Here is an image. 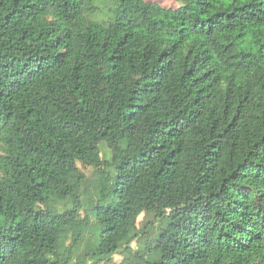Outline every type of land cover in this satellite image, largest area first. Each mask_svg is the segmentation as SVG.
Returning a JSON list of instances; mask_svg holds the SVG:
<instances>
[{"label":"trees","instance_id":"16d2710c","mask_svg":"<svg viewBox=\"0 0 264 264\" xmlns=\"http://www.w3.org/2000/svg\"><path fill=\"white\" fill-rule=\"evenodd\" d=\"M180 1L0 0V264H264V0Z\"/></svg>","mask_w":264,"mask_h":264},{"label":"rangeland","instance_id":"374dc122","mask_svg":"<svg viewBox=\"0 0 264 264\" xmlns=\"http://www.w3.org/2000/svg\"><path fill=\"white\" fill-rule=\"evenodd\" d=\"M149 1H154V2H158L160 4H162L163 6H167V7H179L181 5V1L180 0H149ZM101 148H102V152L105 158L109 159L110 158V152L108 151V148L105 144V142L101 143ZM81 168L88 174L91 175L93 168L91 167H86L83 164H80ZM74 179L70 178V183L71 185H73ZM148 206H150V208L153 210V213H151L150 215L147 216V219L151 220V221H155V224L159 222L158 218L156 217L155 213L158 210H161L164 208V203L157 201V200H152L151 202H149L148 204H146L145 208H147ZM144 213L140 216L139 220H140V226H143L145 224L144 221ZM93 217V221L96 222V220H98L101 224H111L114 219L106 214H96ZM145 241L144 239H140L137 240V242H134V248L135 249H139V248H144L145 247ZM89 246L85 245L83 247V252L88 251ZM121 255H116L115 259L116 260H121ZM144 264V263H141Z\"/></svg>","mask_w":264,"mask_h":264}]
</instances>
